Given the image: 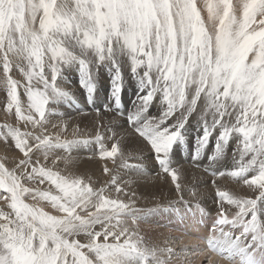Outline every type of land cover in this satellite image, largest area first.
<instances>
[{"label": "snow or ice", "instance_id": "6c2138e0", "mask_svg": "<svg viewBox=\"0 0 264 264\" xmlns=\"http://www.w3.org/2000/svg\"><path fill=\"white\" fill-rule=\"evenodd\" d=\"M0 64L5 108L17 121L0 124V138H11L23 156L13 169L0 162V200L8 209L0 208V264H169L173 254L139 235L143 210L135 201L111 196L112 186L126 195L118 175L95 187L91 178L56 170L60 161L73 163V150L91 143L49 132V125L58 127L50 118L63 116L59 107L76 103L58 78L77 66L89 100L100 70H107L117 109L127 69L138 84L128 122L181 201L172 153L186 144L189 118L197 114L202 127L194 159L212 144L207 158L216 162L235 142L232 169L212 174L242 182L254 195L217 187L220 207L207 245L228 264H264V0H0ZM13 68L25 83L13 78ZM157 96L166 107L150 116ZM103 139L95 137L102 160L116 164L119 157V168L145 172L142 164L128 163L119 142L105 147ZM38 153L45 161L52 157L53 167ZM103 172L112 170L105 165ZM24 180L47 181L56 191L28 187ZM196 210L204 212L199 204Z\"/></svg>", "mask_w": 264, "mask_h": 264}, {"label": "bare ground", "instance_id": "6f19581e", "mask_svg": "<svg viewBox=\"0 0 264 264\" xmlns=\"http://www.w3.org/2000/svg\"><path fill=\"white\" fill-rule=\"evenodd\" d=\"M71 69H74L75 73L68 72L69 74H62V77H60L59 79V85L65 90H68L74 94L76 103L64 104L59 107L58 111L62 112L63 116H55L50 118L51 124L58 125V127L52 128L51 125H49V132L60 133L62 136L66 133L69 139H89L91 143L86 146L82 145L78 150H73L70 153V156L73 159L72 164L65 165L64 162H58L57 165L60 164L62 168L69 171L70 173L68 174L88 173V175H91L94 182L93 186L95 187H101L107 184L102 180L103 177L108 178L112 174H116L120 178V186L125 189V193L128 194L127 196H131L130 198H132V200L135 201L136 204V201H148L149 198L158 200V203L156 205L165 206L167 204L173 205L176 202L181 201V193H178L176 191L171 177L162 172L154 157L151 156L152 151L150 147L142 138H140L136 134L133 126L128 122V116L134 111L135 102L137 101V96H135V93L138 90V84L136 83V81L130 76V78L125 76L123 91L121 93V104L117 109L111 97L110 74H108L107 70L104 69L103 73H101L100 70L101 74L96 77V91L93 94L91 100H89L86 91L80 85V74L78 71V66L72 67ZM107 76L109 78H107ZM65 80H67V83L70 84L69 86L65 85ZM74 85H76L77 87L72 88ZM23 95L22 101L24 102L26 98H24ZM159 98L160 97L158 96V99ZM0 106H2V104ZM128 107L130 113H124L125 111H127ZM163 107H166V105L161 104V99H159L158 101L155 99L150 106L148 115L159 116ZM118 113L120 114L117 115ZM176 115L178 116L179 113H177ZM9 120L11 121L12 125L17 123L16 119ZM174 120L175 118H172L169 123L173 122ZM194 123H196V121ZM65 124L67 125L66 131L63 130V126ZM192 125L193 124L189 122V124L186 125L185 131V135L187 137L186 144L190 146L191 142L195 139L194 138L192 140L193 136H197L201 133V126L199 123H196L194 127ZM197 127H199L200 130L198 129L199 131L197 130L196 132ZM80 131L82 132L81 134L79 133ZM97 134L101 135L104 138L103 143L105 147H110L111 144L119 142L121 147L125 149L128 163L142 164L144 166L145 172L143 174H137L135 172L129 171L128 169L119 168L118 165L121 162L119 157H117L116 164H113L111 160H102L99 156V144L95 142V137L97 136ZM7 140L12 141V139L10 138H8ZM5 142V139L0 138V152H2V150H7L9 152L8 155H10V157L12 158H10L9 162L18 161L23 158L20 155L17 156L12 153V147H10ZM176 146L180 148L179 145ZM183 146L186 147L185 145ZM183 146L180 148L182 149L181 151L174 147L172 153V161L176 166L173 167L179 173V183L182 187L183 201H190L192 206L190 208L193 211H188L184 214L185 216L189 217L183 219V221L181 220L182 223L180 225V230H182L183 228V230H188V233L182 234L184 235V237L186 236L185 238L188 243H194L195 240H198L201 243V246H203L202 249H204L205 252H203L202 249L199 250L200 253H198L199 258L197 259V263L200 262V259L202 257H206L208 255L207 257L209 263L215 261L217 264H228L226 260L219 257L216 253L212 252L208 248L207 241L203 239V235L201 236V234H203V232L206 230V224L210 226L215 219V216H212L213 211H215V208L216 211L219 210L220 207L217 202L216 193L214 194V192L217 187H219L222 190H228L234 194L246 197L253 196L254 193L240 182H231V178L227 176H208L209 169H205L208 168V166H214L215 162H212L210 164L208 158L205 157V155H200L198 160L199 163H189L188 160L191 159L192 152L187 148L188 160H184L183 155L185 154V148ZM230 147H235V142H232V144H230ZM208 149L209 148H207V150ZM61 152L65 154L64 151ZM37 155L39 156L41 163H46L49 161V159L48 161H45L42 154L38 153ZM131 160H133V162H131ZM47 164L50 167L52 166L50 162H48ZM233 164L234 161L230 163L225 162L220 169H214L213 171H211V173L231 170ZM105 165H107V167L112 170L111 173L105 174L103 172V168ZM208 177L210 179H213L216 183L207 185L206 181ZM130 179H134L136 182L129 185L127 181H129ZM200 184H204L205 186L200 187ZM186 188L189 189L186 191ZM189 190L195 191L196 196L189 194ZM110 192H112V190H110ZM133 192L135 193L134 196L132 195ZM197 204H199V206L204 209L202 215L199 211L196 210ZM224 207L226 209L230 208V206L228 205H225ZM234 211L235 209H231V212ZM166 218L161 213H155L151 215V227L139 221L137 225V231L139 235L143 236L150 245L158 246L160 248L162 246H166L163 242H159V238L164 235L162 233H165L164 228H169L168 225L163 222H166ZM178 218L179 216L176 217L175 221H177ZM203 222L205 226L204 228L201 226ZM151 223H155L156 228L155 226L153 227ZM179 258H181V256Z\"/></svg>", "mask_w": 264, "mask_h": 264}, {"label": "rangeland", "instance_id": "374dc122", "mask_svg": "<svg viewBox=\"0 0 264 264\" xmlns=\"http://www.w3.org/2000/svg\"><path fill=\"white\" fill-rule=\"evenodd\" d=\"M104 69L102 68L101 69V73H103L104 71H103ZM93 71L95 72V69H93ZM70 73V72H73V73H75V70L74 69H71V68H68V69H65L63 72H62V74H64V75H66V73ZM68 73V74H69ZM101 73H99V74H101ZM125 76H127V77H129V75L127 74V69H125ZM67 74V75H68ZM109 74V73H108ZM63 75V76H64ZM12 76H13V78L14 79H17V80H20L21 81V83L23 84V83H25V81H24V78H23V76L19 73V71L17 70V69H15V68H13V71H12ZM60 77H62V76H60ZM60 77L58 78V83H59V79H60ZM107 78H109L108 76H107ZM130 78V77H129ZM3 79V72H2V64H0V80H2ZM65 85H67V86H69L70 84H68L67 83V80H65ZM130 85V84H129ZM74 87H77L76 85H74L72 88H74ZM22 89V90H21ZM21 89H19V91H20V93H21V99H22V95L24 94V91H23V88H21ZM141 94V93H140ZM135 95H138V90L136 91V93H135ZM23 97L24 98H26V96L25 95H23ZM159 99H161V98H159ZM158 99V96L156 97V100L158 101L159 100ZM24 102H26V100L24 101ZM2 104V106H0V124H4V123H8V124H12L11 123V121L9 120V119H12V120H14V119H16L15 118V116H14V110H13V113H8L7 111H6V108H5V104H6V89L3 87V86H0V105ZM125 106H127V105H125ZM129 107L127 108V111H125L124 113H130L129 112ZM120 113H118L117 115H119ZM198 116H197V114H193V116H191L190 118H189V122H191L193 125V127L196 125V123H198L197 121H198V118H197ZM173 118H175V117H173ZM191 119H192V121H191ZM194 119V120H193ZM196 121V123H194ZM189 122H188V124H189ZM187 124V125H188ZM15 125H17V123H15L14 124V126ZM21 128L23 127V125L21 124V125H19ZM201 126V125H200ZM199 129V127H197L196 128V132H197V130ZM200 129H201V133H202V127H200ZM199 129V130H200ZM30 130V129H29ZM198 130V131H199ZM80 134L82 133L81 131L79 132ZM201 133L199 134V135H201ZM198 136V135H197ZM197 136H193V138H192V140L194 139V138H196ZM63 137L64 138H66V139H69V137H68V135L65 133V134H63ZM78 138H81V137H78ZM2 139V138H1ZM11 139V138H10ZM71 139V138H70ZM77 139V138H76ZM213 143H214V136H213ZM189 140H191V139H189ZM8 141V142H7ZM4 142V141H3ZM6 144H8L10 147H12L11 148V151H12V153H14L15 155H20V156H22V154L15 148V145H14V141H9V140H6V142H5ZM10 143V144H9ZM194 144H195V139L191 142V146L190 145H187V144H185L186 145V147L193 153V150H194ZM230 144H232V142L230 143ZM180 146V145H179ZM174 147H176L177 149H179L180 150V148L178 147V146H174ZM209 149H208V151H209V153H208V155H210V152H211V149H212V144H210L209 145V147H208ZM233 148H235V147H230L229 146V148H228V150H227V152H226V154H225V156H223L222 158H220L218 161H216L215 162V165L214 166H209L208 168H206L205 170H207V169H209V175L208 176H210V175H213L212 173H211V171H213L214 169H220L221 168V166L223 165V163H230V162H232V161H234L233 160V157H232V149ZM178 150V151H179ZM182 150V149H181ZM180 150V151H181ZM18 151V152H17ZM177 151V152H178ZM179 151V152H180ZM206 151H207V149H205V151H204V153H206ZM8 151L7 150H2V152H0V162H3L5 165H6V167H8L9 169H13L15 166H16V164L19 162V160L18 161H13V162H9V160H10V155H8ZM61 156H68L69 154L67 153V152H65V154L64 153H62L61 151H60V153H59ZM202 155V154H201ZM151 156H153V153H152V155ZM23 157V156H22ZM12 159V158H11ZM20 159V158H19ZM183 159L184 160H188V158H187V155L186 154H184L183 155ZM51 160H52V157H49V161L48 162H50L51 163ZM198 160H199V157L198 158H196V159H193V157L191 156V159L190 160H188V162L189 163H197L198 162ZM48 162H46L45 164H47ZM131 162H133V160H131ZM59 163H63V161H60ZM199 163V162H198ZM52 164V163H51ZM234 165V164H233ZM47 166H48V164H47ZM173 166L174 167H176L175 166V163H173ZM50 167V166H49ZM51 167H53V165L51 166ZM227 167H231V166H227ZM55 168H56V170H59V171H61V173L62 174H65V175H69L68 173H70L69 171H67L66 169H64V168H62V166L60 165V164H58L57 166H55ZM74 175H79V176H83V177H85L86 179L87 178H91V182L94 184V182H93V180H92V177H91V175H88V173H83V174H74ZM111 179V176H109L108 178H106V177H103V181L105 182V183H108V181ZM213 179H210L209 177H208V179H207V181H206V184L207 185H209V184H213ZM24 183H25V185L26 186H28V187H33V188H39V189H41V190H51V191H53V192H55L56 190L54 189V187L53 186H50L49 184H48V182L47 181H45V183L44 184H39V181L37 180L36 182H29V181H27V180H24L23 181ZM231 182H238V181H235V180H233V179H231ZM239 183V182H238ZM240 183H242V182H240ZM202 186H205L204 184H200V187H202ZM189 188H186L185 190L187 191ZM111 190H112V192H110V194H111V196L113 197V198H119V199H122V200H125V201H133L132 200V198H130L129 196H127L128 194L126 193V195H124V194H117L115 191H114V186H112V188H111ZM191 192H192V190H189V194H191ZM216 193V190H215V192H214V194ZM212 194H213V192H212ZM0 195H2V193H0ZM254 195V194H253ZM125 196V197H124ZM127 197V198H126ZM129 198V199H128ZM26 199V202H28V203H37L36 201H33V200H31V198L30 197H26L25 198ZM137 202V204L135 203V207H137V208H140V209H142L143 211L140 213V215L143 217L140 221L141 222H143V223H145L146 225H148L149 227H151L150 226V216L151 215H153V214H155V213H161V214H163L164 216H165V218H166V222L165 221H163L165 224H167L168 225V227L169 228H164V230H165V233H162V234H164V235H167V236H164V235H162L159 239H160V241L159 242H163L166 246H162L163 248H171L172 249V256H171V259H170V261H169V264H217L215 261H212V262H210L209 263V260H208V255L206 256V257H202L201 259H200V262L199 263H197V259L199 258V255H198V253H200L199 252V250L200 249H202L203 248V246H201V243L198 241V240H195L194 241V243H188V241H186V236L184 237V235H182L183 233H188V230H180V225H181V220L183 221V219H185V218H187V217H189V216H185L184 214L185 213H187L188 212V209H190V207H192L191 206V202L190 201H183L184 202V204H183V202L182 201H179V202H176L175 204H173V205H175V206H173V205H171V204H167L166 206L165 205H156L157 203H158V200H156V199H152V198H149L148 199V201H136ZM178 203V204H177ZM189 203V204H188ZM185 204H187V205H185ZM137 205V206H136ZM171 205V206H170ZM0 206L5 210V211H7L8 209H7V206H6V204L2 201V200H0ZM40 206L41 207H44V209L46 210V211H49L51 214H59V213H57L54 209H52L51 208V206L47 203V202H40ZM202 206V205H201ZM0 207V208H1ZM175 207V208H174ZM175 209V210H174ZM149 210H153V211H149ZM186 211V212H185ZM218 211L219 210H217L216 211V208H215V211H213V214H212V216H215V218H216V216H217V213H218ZM179 216V218H178V222L177 221H175V219H176V217H178ZM139 223V222H138ZM152 225H153V227L155 226V228H156V224L155 223H151ZM169 233V234H168ZM182 239V241H181V239ZM185 240V241H184ZM198 243H197V242ZM158 242V241H157ZM197 244H196V243ZM187 243V244H186ZM183 244V245H182ZM184 244H186V245H184ZM200 245V246H199ZM161 247V248H162ZM197 249V250H196ZM202 251L203 252H205V250L204 249H202ZM184 252V253H183ZM181 256V258H179ZM172 261V262H171Z\"/></svg>", "mask_w": 264, "mask_h": 264}]
</instances>
